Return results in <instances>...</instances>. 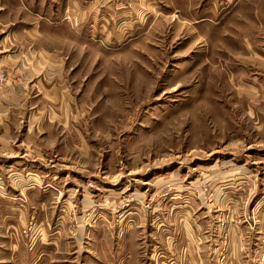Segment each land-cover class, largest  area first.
<instances>
[{"label": "rangeland", "instance_id": "374dc122", "mask_svg": "<svg viewBox=\"0 0 264 264\" xmlns=\"http://www.w3.org/2000/svg\"><path fill=\"white\" fill-rule=\"evenodd\" d=\"M56 1L47 17L48 0H0V90L60 60L87 136L58 151L82 174L54 207L65 220L25 240L37 249L18 264H264L251 208L264 201V0L221 16L164 0L165 13L119 20L107 7L128 0Z\"/></svg>", "mask_w": 264, "mask_h": 264}, {"label": "crops", "instance_id": "0c3cea01", "mask_svg": "<svg viewBox=\"0 0 264 264\" xmlns=\"http://www.w3.org/2000/svg\"><path fill=\"white\" fill-rule=\"evenodd\" d=\"M211 1L214 3V0H206L207 4L197 13L212 12L220 14L219 16L223 13H231V1L223 0L216 8H210ZM54 2L57 1L48 0L47 17L57 15L53 13ZM118 2L115 3V7L114 3L107 7L108 15L115 20L131 19L129 17H133V13H165L166 10L164 0H128L129 5ZM98 7L100 8L99 5ZM99 10L94 11L93 17L98 16L95 13H99ZM38 30L39 26L32 27L31 32L35 33ZM3 60L4 65L15 64L8 57L6 59L4 57ZM14 60L17 65L18 57ZM63 66L64 63L60 60L46 58L33 66L36 67V72L33 70L32 74L24 76L15 73L14 78L24 85L8 83L0 90L1 101L5 103L0 106V128L3 130L0 145L7 148L4 154L0 155V264H14V262L18 264L24 261L29 253H33L37 248L29 251L25 246V240L39 242L44 239L46 228L52 224H61L65 217L56 218V214L59 213L54 209L59 196L63 195V192H72V187H77L75 191L82 187L70 178H75L71 176L72 173L81 177V172H68L64 169L65 165L61 163L70 156L58 152L67 146L70 135L78 141L79 147L86 145L87 142V136L82 132L81 126L78 125L79 128H76L72 123L73 96L68 93L64 85L66 77ZM30 82L31 85L28 84ZM53 118L57 121L54 122ZM65 131L66 135H64ZM19 138H22L20 147L13 148ZM48 147L53 153H49ZM54 148L59 154H55ZM78 155L82 157L81 154ZM45 179L49 182L44 184ZM58 180L60 181L57 182ZM251 208L254 213L257 212V227L259 223L262 224L258 229L260 233L264 227L263 198L252 203ZM32 225V232H37L39 238H34L37 236L34 233L32 238L24 236ZM230 235L235 241V237L239 235L237 228L231 229ZM260 252L263 253L262 250ZM39 256L44 255L41 253Z\"/></svg>", "mask_w": 264, "mask_h": 264}, {"label": "built area", "instance_id": "2783aa9c", "mask_svg": "<svg viewBox=\"0 0 264 264\" xmlns=\"http://www.w3.org/2000/svg\"><path fill=\"white\" fill-rule=\"evenodd\" d=\"M31 230H32V229L29 228L27 232H31ZM27 232H25V235H27Z\"/></svg>", "mask_w": 264, "mask_h": 264}]
</instances>
